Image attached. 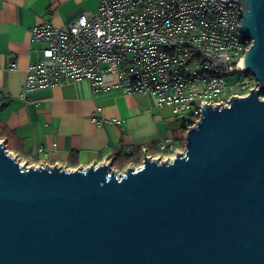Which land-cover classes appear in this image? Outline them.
<instances>
[{
  "label": "water",
  "instance_id": "95a60500",
  "mask_svg": "<svg viewBox=\"0 0 264 264\" xmlns=\"http://www.w3.org/2000/svg\"><path fill=\"white\" fill-rule=\"evenodd\" d=\"M232 1L260 89L201 100L172 158L27 167L0 139V264H264V0Z\"/></svg>",
  "mask_w": 264,
  "mask_h": 264
},
{
  "label": "built area",
  "instance_id": "2783aa9c",
  "mask_svg": "<svg viewBox=\"0 0 264 264\" xmlns=\"http://www.w3.org/2000/svg\"><path fill=\"white\" fill-rule=\"evenodd\" d=\"M238 6L232 0H98L95 12L62 27L36 24L30 37L44 45L42 57L28 65L20 98L84 79L92 90L118 87L125 94L149 95L195 122L201 100L224 106L230 95L260 89L255 76L239 66L251 40L237 30L242 20ZM231 76L234 82H226ZM158 147L173 151L172 136L161 138ZM39 151L34 147L31 155Z\"/></svg>",
  "mask_w": 264,
  "mask_h": 264
},
{
  "label": "crops",
  "instance_id": "0c3cea01",
  "mask_svg": "<svg viewBox=\"0 0 264 264\" xmlns=\"http://www.w3.org/2000/svg\"><path fill=\"white\" fill-rule=\"evenodd\" d=\"M97 6L98 0H0V139L20 160L74 169L115 156L114 168L123 171L129 165H120L125 148L140 163L143 149L155 158L164 153L158 142L172 136L178 116L149 95L125 94L118 87L92 90L82 79L20 98L26 69L44 47L31 39V28L44 21L62 27ZM92 117L120 123L99 125ZM34 147L41 151L33 156Z\"/></svg>",
  "mask_w": 264,
  "mask_h": 264
},
{
  "label": "rangeland",
  "instance_id": "374dc122",
  "mask_svg": "<svg viewBox=\"0 0 264 264\" xmlns=\"http://www.w3.org/2000/svg\"><path fill=\"white\" fill-rule=\"evenodd\" d=\"M236 79V76H231V77H229V78H226V82H234V80ZM172 110V109H171ZM172 113L175 115L174 117H176L177 118V115L172 111ZM183 118V115L182 114H179L178 115V118H177V120H176V127L178 126V124L180 123V119H182ZM175 118H173V120H174ZM179 119V120H178ZM184 133L185 132H180V131H178V130H176V131H174V133H173V135H174V141H175V144L177 145V147L176 148H174V150H176V152H182L183 151V143H181V140H180V138L181 137H184ZM172 138H173V136H172ZM7 149V148H6ZM170 151V152H167V153H163L162 154V156H161V158H163V157H165V156H169V157H172L173 155H174V152L175 151ZM7 151L10 153V154H12L8 149H7ZM175 152V153H176ZM13 156H15L14 154H12ZM18 160H19V162H20V164H24L25 163V166H37V164L38 163H33V162H30V161H23V160H20L17 156H15ZM136 165V167L138 166V164H135Z\"/></svg>",
  "mask_w": 264,
  "mask_h": 264
},
{
  "label": "trees",
  "instance_id": "16d2710c",
  "mask_svg": "<svg viewBox=\"0 0 264 264\" xmlns=\"http://www.w3.org/2000/svg\"><path fill=\"white\" fill-rule=\"evenodd\" d=\"M193 122H194L193 118H189V119H183L182 118V119H180V123L178 124V126L175 128V131L178 130L180 132H185L187 130L188 126H190ZM3 136L4 135L2 133H0V137H3ZM172 136H173L174 148H176L177 145L175 144V141H174V135L172 134ZM180 140H181V143H183V137H181ZM167 152L168 151H165L164 153H167ZM130 162L136 163V164L140 163L139 159H133L132 151H130L129 153H124V155L121 156L120 165L124 166L125 164L130 163Z\"/></svg>",
  "mask_w": 264,
  "mask_h": 264
}]
</instances>
